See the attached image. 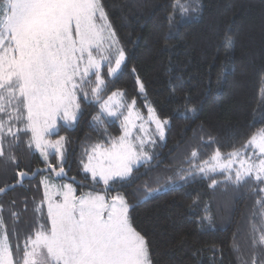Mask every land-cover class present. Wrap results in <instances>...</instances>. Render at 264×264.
I'll return each mask as SVG.
<instances>
[{"label":"snow or ice","instance_id":"6c2138e0","mask_svg":"<svg viewBox=\"0 0 264 264\" xmlns=\"http://www.w3.org/2000/svg\"><path fill=\"white\" fill-rule=\"evenodd\" d=\"M200 11V0H172L162 51ZM231 46L228 39L226 47ZM128 60L105 0H0V171L14 172L13 181L0 186V195L37 177L28 187L41 191L27 230L17 227L21 210L15 199L8 220L0 204V264H154L136 207L197 182L213 192L246 189L252 194L249 250L239 243V229L231 247L238 264H264V127L227 152L212 147L214 136L200 135L198 147L153 174L172 118L161 117L148 100L135 67L131 71L146 114L135 96L129 100L125 89L113 90ZM168 84L174 114L194 119L197 108L184 76L169 75ZM206 87L212 90L211 80ZM85 105L96 109L89 123L102 138L81 144L78 162L85 175L77 180L69 175L70 139L59 133L74 130ZM117 122L119 135H111L109 128ZM20 151L43 166L21 168ZM141 177L147 179L137 183ZM187 207L199 230H215L210 204L199 194Z\"/></svg>","mask_w":264,"mask_h":264},{"label":"trees","instance_id":"16d2710c","mask_svg":"<svg viewBox=\"0 0 264 264\" xmlns=\"http://www.w3.org/2000/svg\"><path fill=\"white\" fill-rule=\"evenodd\" d=\"M171 3L172 0H105L118 37L129 52L127 69L113 90L125 89L129 100L135 96L137 106L146 114L131 71L135 67L145 84L148 100L161 117L172 118L165 145L157 150L159 167L153 169V174L163 172L175 158L198 147L200 135L214 136L217 143L212 147L219 146L227 152L233 144L239 146L244 138L264 127V0H200V13L191 15L168 40L170 47L162 51ZM228 39L232 41L230 49L226 47ZM176 74L187 81L192 106L197 108L194 119L173 112L176 105L169 102L168 79ZM209 80L211 91L206 87ZM95 110L85 105L74 130L62 129L59 133L70 139L69 175L77 180H84L85 175L78 162L81 144L102 138L89 123ZM109 133L119 135L118 122L109 128ZM17 155L21 168L43 166L36 158L29 162L24 151ZM140 171L143 173L144 168ZM13 179L12 168L0 171V186ZM144 179L147 177H141L137 183ZM38 180L39 177L25 181V187L0 195L6 220L10 201H17V210H21L17 227L21 230H27L32 220L33 200L40 199L41 191L28 187ZM132 188L127 191L131 193ZM197 194L202 202L210 204L215 230H199L190 219L193 214L187 206ZM25 201L27 210L23 211ZM253 205L254 197L246 189L238 193L231 189L213 192L204 182H197L156 195L136 207L134 216L151 242L154 264H238L231 247L233 234L239 229V243L247 252L249 212ZM213 244L217 246L215 251L210 250Z\"/></svg>","mask_w":264,"mask_h":264},{"label":"rangeland","instance_id":"374dc122","mask_svg":"<svg viewBox=\"0 0 264 264\" xmlns=\"http://www.w3.org/2000/svg\"><path fill=\"white\" fill-rule=\"evenodd\" d=\"M159 149V147L157 148V150Z\"/></svg>","mask_w":264,"mask_h":264}]
</instances>
